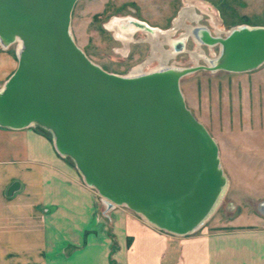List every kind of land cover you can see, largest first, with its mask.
Returning <instances> with one entry per match:
<instances>
[{
	"label": "water",
	"instance_id": "1",
	"mask_svg": "<svg viewBox=\"0 0 264 264\" xmlns=\"http://www.w3.org/2000/svg\"><path fill=\"white\" fill-rule=\"evenodd\" d=\"M78 1L0 0V40L23 45L0 92V128H42L82 185L112 203L107 209L125 207L171 236L194 235L216 212L229 179L216 140L186 108L179 82L203 69L257 71L264 27L240 26L218 38L206 25L194 26L186 40L222 46L212 67L203 61L196 69L130 77L102 70L73 40ZM20 188L12 183L7 195Z\"/></svg>",
	"mask_w": 264,
	"mask_h": 264
},
{
	"label": "crops",
	"instance_id": "2",
	"mask_svg": "<svg viewBox=\"0 0 264 264\" xmlns=\"http://www.w3.org/2000/svg\"><path fill=\"white\" fill-rule=\"evenodd\" d=\"M257 3L263 10L264 0ZM11 74L0 73L2 83ZM66 160L35 128H0V264H264L263 218L187 237L154 230L121 207L109 222ZM14 182L21 188L10 198Z\"/></svg>",
	"mask_w": 264,
	"mask_h": 264
},
{
	"label": "rangeland",
	"instance_id": "3",
	"mask_svg": "<svg viewBox=\"0 0 264 264\" xmlns=\"http://www.w3.org/2000/svg\"><path fill=\"white\" fill-rule=\"evenodd\" d=\"M205 1L220 13L225 28L244 23L259 27L264 23V8L259 7L257 0ZM76 3L71 15L77 45L93 63L114 74L127 73L146 56L147 49L133 44L128 48V58L117 54L115 49L122 44L104 26L111 18L131 15L161 30L168 29L183 6V0H79ZM196 12L205 18L202 25L208 26L207 13L200 8ZM191 46L195 45L190 43L187 47ZM14 53L13 48L5 53L0 50V73L11 74L16 69ZM186 58L182 55L176 60L188 64ZM181 89L186 108L218 143L222 167L231 182L225 205L203 228L218 230L220 225L235 219L257 223L258 217H262L256 214V205L264 200V66L245 74L212 76L199 71L181 82ZM101 207L98 201L103 217ZM233 210L237 211L231 215Z\"/></svg>",
	"mask_w": 264,
	"mask_h": 264
},
{
	"label": "bare ground",
	"instance_id": "4",
	"mask_svg": "<svg viewBox=\"0 0 264 264\" xmlns=\"http://www.w3.org/2000/svg\"><path fill=\"white\" fill-rule=\"evenodd\" d=\"M197 8H200V10H202L203 12H206L209 15L210 19H208L209 20L208 22H210V24H208L207 27L210 31V34L213 37L226 38V36L230 34L229 32L233 30V28H239L240 26L253 27L252 25L244 23V24L233 26V27L225 28L223 25L224 22L221 19L220 13L217 11V9H215V7H213L212 4L208 3L205 0H183V6L181 7L180 10H178V14L174 18L172 24L170 25L168 29L161 30V28L156 27V26H151L150 24L145 23L143 21H141L140 22L141 24H140L134 19L135 17L131 15L114 16L105 26L109 32L113 33V37L115 38V40L120 41L122 44L121 45L122 47L115 49L117 54H120L123 57H126L129 52L128 48L132 46L133 44L143 45L146 47V49L147 48L149 49V56H147L148 54V49H147L146 56L143 58V60H141V63L139 65L131 68L130 70L127 71V73H123L119 75H127L129 73L130 77H140V76H145V75H148L154 72H161L169 68L176 69V68L182 67V68L196 69L203 64V61L207 62L208 66L212 67L213 66L212 61L216 60L219 55V52H220L219 47L222 48L221 44L216 45V46L207 45L204 47V46H201L200 43L198 44V42L194 41L195 42L193 44L195 45L194 47L192 46L191 48L187 47L190 43H192L190 38L186 40V38L188 37L187 34L189 33V30L192 29L194 26H201L203 23L201 21L205 19L201 16L202 14L200 15L199 13L196 12ZM125 26H128V27L124 28ZM260 27H264V26H260ZM145 28H151L150 31L152 32L149 34V32L146 31ZM71 30H72V33H71L72 37H74L73 40H75L76 42L73 29ZM186 41H187L186 46H184L185 50H184V47H183V50H181L179 46L181 45L183 46V44H185ZM0 47L3 48V49L1 48L0 49L4 51V53L7 51H10L11 48H13V50L15 51L14 54L16 56V60L18 64V58L21 57L20 53H22L23 51L22 42H20L17 39L15 43L8 45V42H5L4 40L1 39ZM177 53H180V54L177 55ZM182 55L187 56L186 59H189L188 64H182V63L177 62L178 60L176 59ZM148 57H150V59L154 57L155 60H157V65L151 68H149L148 66L144 67L143 65L145 63V60ZM201 71H204L207 74H210L212 76H216L222 73V72H214V70H210V69H203ZM194 74L195 73L191 72L190 74L184 76L179 82L180 86H181V82H183L188 77ZM6 79L7 80H5L0 86V92H2L1 90H3L5 82L8 81V77ZM220 160H221V157H220ZM230 186H231V182L229 179V189H230ZM227 191H228L227 194L223 197L221 202H219L220 204L218 208L216 209V212L213 215H211L212 217L209 219V221L204 226L200 227V229L197 230L194 234L204 229L203 227H205L215 217L214 215L218 214V212L223 208V206L225 205L226 199H227V195L229 193V190ZM100 197L103 199L106 206L107 205L112 206V203L109 200H107L106 198H103L102 196ZM263 204H264V200L259 201L256 205V210H257L256 212H258L256 214H258L262 218H264L263 217L264 216V205ZM123 209H127V208L124 207ZM138 217L139 219H141L140 216ZM141 220L145 224L150 226L143 219ZM154 230H157V229L154 228Z\"/></svg>",
	"mask_w": 264,
	"mask_h": 264
},
{
	"label": "built area",
	"instance_id": "5",
	"mask_svg": "<svg viewBox=\"0 0 264 264\" xmlns=\"http://www.w3.org/2000/svg\"><path fill=\"white\" fill-rule=\"evenodd\" d=\"M1 48V47H0ZM2 49V48H1ZM0 49V50H1ZM61 158H63V157H61ZM63 159H66V158H63ZM97 195L96 196H98V201H99V203L102 205V207H101V214H102V216L104 217V218H106V220H108L109 222H111V213L113 212V211H115L116 209H118V208H120V207H113L114 209H107L106 208V205H105V203H104V201H103V199L99 196V194L97 193V192H95ZM122 208V207H121ZM127 210V209H126ZM236 211L237 210H233V212L232 213H230L231 215H233V214H235L236 213Z\"/></svg>",
	"mask_w": 264,
	"mask_h": 264
},
{
	"label": "flooded vegetation",
	"instance_id": "6",
	"mask_svg": "<svg viewBox=\"0 0 264 264\" xmlns=\"http://www.w3.org/2000/svg\"><path fill=\"white\" fill-rule=\"evenodd\" d=\"M148 49V48H147ZM147 56H149V49H148V54H147ZM141 60H143V59H141ZM141 60L139 61V62H137L135 65H133L131 68H133V67H135V66H137V65H139L140 63H141ZM157 65V60H155V58L154 57H152L151 59H150V57H148L146 60H145V63H144V67L145 66H148L149 68H151V67H154V66H156ZM131 68H129L128 70H130Z\"/></svg>",
	"mask_w": 264,
	"mask_h": 264
},
{
	"label": "trees",
	"instance_id": "7",
	"mask_svg": "<svg viewBox=\"0 0 264 264\" xmlns=\"http://www.w3.org/2000/svg\"><path fill=\"white\" fill-rule=\"evenodd\" d=\"M36 130H38L39 132H41V133H43L44 135H46V137H48V138H50V140L52 141V135L49 133V132H47V131H45V130H43L42 128H35ZM68 161H69V159H67Z\"/></svg>",
	"mask_w": 264,
	"mask_h": 264
}]
</instances>
